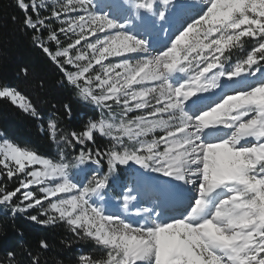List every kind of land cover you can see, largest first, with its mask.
<instances>
[{
  "label": "snow or ice",
  "instance_id": "6c2138e0",
  "mask_svg": "<svg viewBox=\"0 0 264 264\" xmlns=\"http://www.w3.org/2000/svg\"><path fill=\"white\" fill-rule=\"evenodd\" d=\"M16 7L56 83L98 118L62 134L49 121L56 158L3 139L0 208L105 254L77 264H264V0ZM0 101L42 119L16 87L0 84Z\"/></svg>",
  "mask_w": 264,
  "mask_h": 264
},
{
  "label": "trees",
  "instance_id": "16d2710c",
  "mask_svg": "<svg viewBox=\"0 0 264 264\" xmlns=\"http://www.w3.org/2000/svg\"><path fill=\"white\" fill-rule=\"evenodd\" d=\"M12 15L18 17L16 22L11 20ZM20 17L16 0H0V84L18 88L37 107L42 119L34 120L10 102L0 101V135L17 147L36 151L45 158H55L49 121L55 123L58 134H62L79 130L90 117L98 118L97 111L80 101L71 89L59 87L54 68L20 30ZM21 66L29 68L27 78L19 74ZM39 78L47 81L43 89L35 87ZM64 104L71 105L70 118L64 114ZM29 214L36 215L37 212L30 211ZM40 240L48 243L47 250L39 247ZM69 241L71 247L67 246ZM23 250H30L39 258L40 264H77L80 254L97 260L105 256L93 242L76 240L66 225L42 226L28 220L26 215L12 216L0 208V260L7 264L6 254L15 251L16 264H28Z\"/></svg>",
  "mask_w": 264,
  "mask_h": 264
},
{
  "label": "rangeland",
  "instance_id": "374dc122",
  "mask_svg": "<svg viewBox=\"0 0 264 264\" xmlns=\"http://www.w3.org/2000/svg\"><path fill=\"white\" fill-rule=\"evenodd\" d=\"M45 3H50V0H45ZM240 55V53L238 51L234 52L233 54V61L235 60L236 57H238ZM94 108V106H91ZM3 139H5L4 137H2V135H0V143H2ZM11 143V142H10ZM53 153L55 155V158L57 157V151H56V145L54 144V149H53ZM106 170V169H105Z\"/></svg>",
  "mask_w": 264,
  "mask_h": 264
}]
</instances>
